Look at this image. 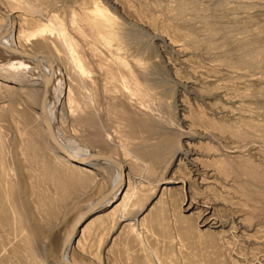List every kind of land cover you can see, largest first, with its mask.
Masks as SVG:
<instances>
[{"label":"rangeland","instance_id":"obj_1","mask_svg":"<svg viewBox=\"0 0 264 264\" xmlns=\"http://www.w3.org/2000/svg\"><path fill=\"white\" fill-rule=\"evenodd\" d=\"M0 9L17 45L48 56L65 80L58 130L126 166L127 196L79 232L72 261L264 264V0H0ZM0 62V76H17ZM0 81L14 167H0V264H60L67 230L109 179L81 171L91 179L71 193L42 184V164L57 159L38 104Z\"/></svg>","mask_w":264,"mask_h":264},{"label":"bare ground","instance_id":"obj_2","mask_svg":"<svg viewBox=\"0 0 264 264\" xmlns=\"http://www.w3.org/2000/svg\"><path fill=\"white\" fill-rule=\"evenodd\" d=\"M1 11L6 13L8 15V17L11 18V14L10 13H8L7 11H5L3 9ZM0 16L3 18V20L5 22L4 28L0 31V37H1V35L4 34V32H5V30H6L7 26H8V19L6 17L2 16V15H0ZM11 22H12V20H11ZM13 28H14L13 27V23H11L10 33L7 36V38H5L2 41V43L5 46H7V47H9L11 49H14V50H17V51H20V52H24V53H28L24 49L20 48L17 45V43L15 42V39H14V36H13ZM46 58H47V60L44 61V62L42 61L41 64H42V67H43V69L46 72L48 77H50V69H51L50 66H52V75H51V77H52L51 86L52 87H51V91H50V94H49V97H48V101H47L48 115H49V119H50V121L52 123V126L54 128V131H55V134H56L58 140L60 141V143H62V145H64L69 150L70 155H65L62 152H60L58 149L55 148V146L51 142V138H50L48 129L45 127V125L43 123V113L41 111V101H42L43 89H44V77H43L42 73L40 72V70H39L37 64L35 63V61H28L26 59L20 58L19 56L12 55V54L6 52L5 50H3L2 48H0V60L4 61V62H2L3 65H5V67L16 68V69L19 70V72L16 70L18 72L16 77L5 78L3 76H0V80L10 83L11 87L14 86V85L18 86V87H21V88L18 89L17 94L18 93L22 94L23 97L25 98V102H28V103H31V102L35 103L36 102L38 104L37 111L35 112V118H36V120L38 122L39 130H40V132L42 134L44 142L46 143V146L49 148L50 152L52 153L51 155L52 156L54 155L55 159H57V161L59 163L61 162V163L65 164V166L66 165H68V166L72 165V166H75L76 168H80V170H82L83 172L91 173V176L93 174H95V173H101L104 177L109 179V185L107 186V188L102 193H100L97 197H95L93 200H91L90 202L88 201V203H86L83 207H81V209L79 210V213H78V216H80L92 204L97 202V200H99L103 195H105L113 186L117 185L120 182L121 176H120V172L116 168H114L111 164H109L107 162H102V161L90 162V163H86V165H80V164H77L76 162H74V160H79V161L83 162L91 154L105 155V153L98 152V151H93L92 149L88 148L87 146H85V145H83V144H81L79 142H76L75 140L66 138V137H64L65 135L63 136V134L58 130L57 125H56V121H57L56 120V118H57L56 115L58 113H60L59 111L61 109L62 98L67 97L68 90L65 89V91H64L62 89V87H64L63 84H64V81H65L63 76H62V74H60L57 71V69L55 67V64H53V62L48 58V56ZM0 83H2V82L0 81ZM2 85L5 86V84H2ZM2 85L0 84V86H2ZM36 87H37V89H35ZM2 89H3V87H2ZM23 115L25 117V113ZM26 115H28V114H26ZM28 120H29V116H28ZM36 148H37V146H36ZM7 152L8 151H7V146H6V139H5L4 134L0 131V167L4 166L5 167V171L7 170V172L9 171L11 173H14V167L10 166L11 165V163H10L11 161L9 159V156H8ZM106 156H110V157L114 158L116 161L120 162L124 166V168L126 170V166H125L124 162H122L120 159H118L117 157L112 156L110 154H106ZM76 168H75V170H76ZM72 170H74V169L72 168ZM75 172H77V170ZM83 178H84V176H83ZM81 180H82V178H81ZM85 183H86V181H85ZM88 183H89V181H88ZM171 183H172L171 179L168 180V181H165V184H171ZM123 185L124 186L121 187L105 203V205L102 207V209L98 213H96L94 216H92L90 219H88L77 230L76 235H75L74 240H73V243L70 244V246H69V248L67 250V253H66V258L68 260L72 261V259L70 258V249L74 246V244H76V239L79 236V232L81 233L85 228L90 226L92 222L98 220L101 217L100 214L102 213L103 210L108 209V207L111 208L110 210L115 209L118 205L121 204L120 202H121L122 198L124 199L127 196V189L125 190L126 186L128 185V173H127V170H126V177H125V181H124ZM8 195H10V194H8ZM120 196H121V199L119 200L120 202L117 201V203H115V201ZM10 197H11V195H10ZM6 198H8V196ZM128 198H130V197H128ZM126 202H128V201H126ZM125 208H126V206H125ZM78 216L76 217V219L78 218ZM120 217H121V215H120ZM76 219L74 220V222L76 221ZM74 222H72V224L69 227V229L67 230L66 234L69 232V230L72 227V225L74 224ZM80 229H82V230L80 231ZM66 234H65V236H66ZM62 243H63V240H62ZM61 247H62V244H61ZM59 253H60V251H59ZM59 262H60V258H59ZM72 262H74V261H72ZM93 264H99V263L95 262Z\"/></svg>","mask_w":264,"mask_h":264},{"label":"water","instance_id":"obj_3","mask_svg":"<svg viewBox=\"0 0 264 264\" xmlns=\"http://www.w3.org/2000/svg\"><path fill=\"white\" fill-rule=\"evenodd\" d=\"M0 15L6 17L8 19V26L4 32V34L1 35L0 37V48H2L3 50H5L6 52L15 55V56H19L20 58L26 59L28 61H35V63L37 64L40 72L42 73L43 77H44V89H43V96H42V101H41V111L43 113V123L45 125V127L48 129L50 138H51V142L53 143V145L55 146L56 149H58L60 152H62L65 155H70L69 150L62 145V143H60V141L58 140L54 128L52 126V123L49 119V115H48V107H47V101H48V97L51 91V84H52V66L50 69V77L47 76L46 72L44 71L43 67H42V61H46L47 60V56L43 55V54H31V53H24V52H20L14 49H11L7 46H5L2 41L7 38V36L10 33V29H11V18L8 17V15L6 13H4L3 11L0 10ZM74 160V159H73ZM107 162L109 164H111L114 168H116L119 172H120V182L113 186L105 195H103L99 200H97V202H95L94 204H92L86 211H84L80 216H78V218L76 219V221L74 222V224L72 225V227L70 228L69 232L66 234L65 238L63 239V243H62V247L59 253V258H60V263L61 264H81L79 262H72L70 260H68L66 258V253L67 250L70 246V244L73 243L74 237L76 235L77 230L88 220L90 219L92 216H94L96 213H98L102 207L105 205V203L124 185V181H125V177H126V170L124 168V166L116 161L114 158L110 157V156H106V155H101V154H91L90 156H88L86 158L85 161L81 162L79 160H74V162H76L77 164L80 165H86V163H90V162ZM82 264H93V263H82Z\"/></svg>","mask_w":264,"mask_h":264},{"label":"crops","instance_id":"obj_4","mask_svg":"<svg viewBox=\"0 0 264 264\" xmlns=\"http://www.w3.org/2000/svg\"><path fill=\"white\" fill-rule=\"evenodd\" d=\"M106 155V154H105ZM75 166H68L63 163H59V162H55V161H52V162H49L46 164V166H44V164H42V167H41V183H48V184H56V185H63V186H66V189H65V193H71L69 190H68V186H74V185H81V184H85V181L88 180V179H91L90 176H82V170H80V168H76L77 172H75ZM72 168L75 170H72ZM45 169H47L45 171ZM82 172H80V171ZM81 173V174H80ZM85 173V172H83ZM87 173V172H86ZM82 179H85V180H81ZM47 181H44L46 180ZM87 183V181H86ZM67 184V185H66ZM64 192V191H63ZM79 192V191H78ZM94 199V198H93ZM92 199V200H93ZM97 221V220H96ZM96 221H94L93 223H95ZM82 233V232H81Z\"/></svg>","mask_w":264,"mask_h":264}]
</instances>
